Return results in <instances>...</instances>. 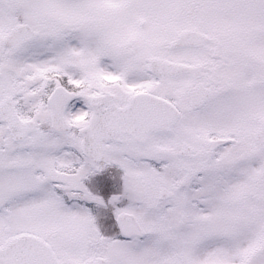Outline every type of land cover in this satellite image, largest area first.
I'll return each instance as SVG.
<instances>
[{"label":"snow or ice","instance_id":"snow-or-ice-1","mask_svg":"<svg viewBox=\"0 0 264 264\" xmlns=\"http://www.w3.org/2000/svg\"><path fill=\"white\" fill-rule=\"evenodd\" d=\"M0 264H264V0H0Z\"/></svg>","mask_w":264,"mask_h":264}]
</instances>
